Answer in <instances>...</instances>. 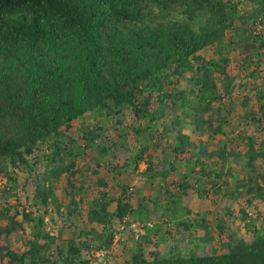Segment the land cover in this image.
Wrapping results in <instances>:
<instances>
[{"label":"trees","instance_id":"trees-1","mask_svg":"<svg viewBox=\"0 0 264 264\" xmlns=\"http://www.w3.org/2000/svg\"><path fill=\"white\" fill-rule=\"evenodd\" d=\"M237 1L256 5L253 14L240 15L235 0H0V176L9 183L0 191V201L6 202L0 206V223L5 222L0 224V239L5 242L0 244V264H92L88 258L91 251L103 252L112 246L113 218L121 222L132 216L148 222L149 216L144 218L131 207L126 185H120L117 197L101 190L86 212V222L101 226V233L92 228L62 245L58 236L44 230L43 217L26 211L20 214L7 203L17 197L13 169L31 171L28 157L42 147L46 171L35 177V211L55 206L59 212L53 183L63 175L72 191H84L71 180L79 172L75 161L81 154L70 149V144L77 142L63 129L69 130L74 121L85 116L114 118L137 142L135 155L121 167L113 166L119 137L108 136L104 124L86 129L84 148L94 150L98 166L104 161L120 173L131 165L137 173L143 163L141 176H159L167 182V176L177 171L175 157L169 154H187L186 173L175 183L181 190L176 202V192L170 194L165 189L167 204H173V217L181 212L178 206L192 181L198 185L206 180L210 187L217 184L215 192H219L229 185L220 182L221 177L231 175L235 165L247 177L231 193L236 198L246 197L247 207L259 201L264 204V184L260 183L264 182V139L237 136L239 143L246 139L243 154L228 151L226 144L208 152L205 144L199 141L196 145L186 134L187 130L224 133L230 124L226 109L219 105L222 97L214 73H220L223 92L229 94L233 80L224 67L233 42L228 41V32L246 26L252 16L255 23L264 19V0ZM256 42L257 51L264 52V35L250 34L244 46L254 48ZM207 47L219 61L200 55ZM249 103H255L256 113L247 112ZM233 104L244 108V119L250 117L264 134L263 84L255 87L251 97L242 96ZM125 110L132 112L131 125L123 122ZM213 121L219 122L214 128ZM168 136L172 143L155 163L149 148ZM257 160L261 163L258 167ZM98 184L106 187L102 179ZM111 204L115 210L110 213ZM71 206H77L73 199L65 206L70 215L78 208L70 210ZM240 211L244 220L249 218L244 209ZM24 223L31 236L23 235L24 250L17 252L7 242L11 235L26 234ZM182 224L190 227L188 221ZM247 226L253 236L250 242L231 236L219 253L216 249H193L188 256L152 253L147 258L139 247L123 264H264V231ZM153 228L154 224L146 227L141 238H148Z\"/></svg>","mask_w":264,"mask_h":264},{"label":"rangeland","instance_id":"rangeland-1","mask_svg":"<svg viewBox=\"0 0 264 264\" xmlns=\"http://www.w3.org/2000/svg\"><path fill=\"white\" fill-rule=\"evenodd\" d=\"M235 4L238 6L240 15L245 12L253 14V10L256 8V5L246 1L235 0ZM255 20L256 17L252 16L246 26H238L236 30L228 32V41L233 42L232 49L228 51V63L224 67L225 74L233 80L229 94L223 92L222 76L220 73H214V76L219 79L218 87L222 97L219 105L222 109H226L225 115L228 117L230 124H226L224 133L213 135H210V131H186V134L189 135L196 145L199 144V141L205 144L208 152L219 150L223 144H226L228 151L233 150L234 153L239 151L240 154H243L246 137L254 136L256 141L264 139V134L257 130L255 124L250 121V117L244 119V108L233 104L242 96L251 97L257 85H264V52L260 49L257 51L258 42L253 45L254 48L249 47V45L244 46V42L250 34L255 36L257 31ZM262 22L264 23V19ZM258 34L264 35V24L263 29H260ZM200 55L206 60L219 61V57L213 53L211 47L202 50ZM191 74L189 73L187 78ZM256 111L257 107L255 103H249L247 112L256 113ZM122 119L127 125H131L134 119L132 112L125 110ZM103 120L104 123L102 122ZM114 120V118L110 117L85 116L74 121L69 130L63 129L66 136H70L72 140L77 142L76 145H72L68 142V139L65 140V142L71 145L70 149L73 150V153L81 154V157L75 161L76 169L79 172L71 180L76 187L81 185L84 191L82 193L72 191L68 186L66 175L54 181L53 187L57 199L56 204L61 205L59 212L56 211L55 206H50L47 210L41 209L38 212L32 207L35 177L41 176L46 171V160L42 156L46 153L40 152L45 150L43 147L41 150L40 148L35 150L28 157L29 164L33 167L31 171L24 169L25 167L13 169L18 186L16 191L17 197L12 198L7 203L16 208L20 214L26 211L34 213V217H43L44 230L51 235L58 236V242L65 245L69 239L79 237L81 232L87 233L92 228L101 233V226L86 222V212L89 202L97 197L98 192L101 190L117 197L121 191L120 185H126V194L128 195L131 207L134 210L137 209L144 218H148L149 216L148 222L154 224V228L148 238L135 240L130 232L129 224L131 222H139L140 220L127 216L119 222L113 218L114 239L112 246L103 252L91 251V256L89 257L85 255V257H88L92 261V264H123L130 260L139 247L147 258L151 257L152 253L188 256L193 249L195 252L204 249L207 252H211L213 249H216L219 253L222 252L223 245L230 240L231 236L236 240L243 239L245 242H250L253 236L249 229H247V225H250L251 228L255 227L260 233L264 231V204L259 201L255 203V206L247 207L245 202L246 197L236 198L231 193L233 187L247 177V173L241 171L238 165H235V170L231 175L223 174L220 182L226 181L229 185L222 186L219 192H215L217 184L215 187H210V183L206 180L198 185L192 181V188L187 190V194L181 195L182 200L180 204L178 203V208H181V212H177L174 217L171 214L173 204H167L169 196L165 192V189L170 194L176 192L175 194L178 196H174L173 198V201L176 202V199L181 194V190H177L178 188L175 183L182 173H186L185 161L188 158L187 154H169L172 159L175 157L177 171L167 176V182H163L159 176L153 179L141 176V172L145 169L143 163L139 165L137 173L132 172L131 165L120 173L112 171L111 167H108L104 161L98 166L94 150L84 148L85 142L82 134L88 128L91 129L104 124L108 136L115 139L119 137L120 144L114 150L115 159L113 166L121 167L126 160L136 153L137 142L134 140V134L125 127L119 126ZM218 123V121H213L212 127H216ZM231 123L236 126L234 127ZM121 135H125V138H120ZM237 136H244L243 142L239 143L236 139ZM171 139L168 136L159 144H151L148 153L154 157L155 163H158L161 157L167 153V147L172 143ZM255 145L257 146L258 142ZM260 164V160L255 162L257 167ZM99 179H102L106 183L105 188L98 184ZM260 183L264 184L262 180H260ZM7 184L9 183L5 178L0 176V191L5 186H8ZM203 189L206 192L200 196L198 193ZM72 199L77 203V206H71L69 209L78 208L74 210L76 212L70 215L67 213L65 206ZM4 204L6 202L1 200L0 206H4ZM241 209L246 211L249 218L244 220L243 214L240 211ZM114 210L115 204H111L108 211L111 213ZM13 211L12 209L11 213ZM17 220H21V215L17 216ZM146 221L147 219L142 222L140 221V223ZM186 221L190 223V227L188 228L182 224V222ZM0 224L4 225L5 222H1ZM218 225L222 227L221 232L218 231ZM23 228L26 234L11 235L8 238L7 243L10 248L17 252L24 250L25 239L23 235L31 236L27 223L23 224ZM0 244H5L4 240L0 239Z\"/></svg>","mask_w":264,"mask_h":264},{"label":"built area","instance_id":"built-area-1","mask_svg":"<svg viewBox=\"0 0 264 264\" xmlns=\"http://www.w3.org/2000/svg\"><path fill=\"white\" fill-rule=\"evenodd\" d=\"M263 24H262V21L260 18L256 21L257 31L255 34H258L259 30L263 29ZM152 225L153 224L151 222H147V223L131 222L129 224V229L133 235V238L135 240H139L141 237H143L145 235L146 227L150 228V227H152Z\"/></svg>","mask_w":264,"mask_h":264}]
</instances>
